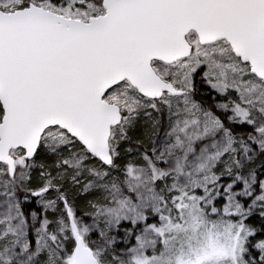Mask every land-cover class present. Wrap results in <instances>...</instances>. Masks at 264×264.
<instances>
[{"label":"snow or ice","instance_id":"1","mask_svg":"<svg viewBox=\"0 0 264 264\" xmlns=\"http://www.w3.org/2000/svg\"><path fill=\"white\" fill-rule=\"evenodd\" d=\"M0 264H264V0H0Z\"/></svg>","mask_w":264,"mask_h":264}]
</instances>
